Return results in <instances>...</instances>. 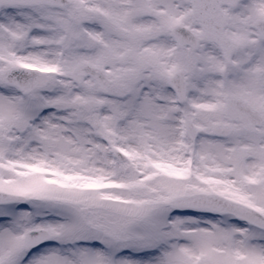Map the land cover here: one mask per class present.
<instances>
[{
  "label": "snow or ice",
  "instance_id": "obj_1",
  "mask_svg": "<svg viewBox=\"0 0 264 264\" xmlns=\"http://www.w3.org/2000/svg\"><path fill=\"white\" fill-rule=\"evenodd\" d=\"M0 264H264V0H0Z\"/></svg>",
  "mask_w": 264,
  "mask_h": 264
}]
</instances>
